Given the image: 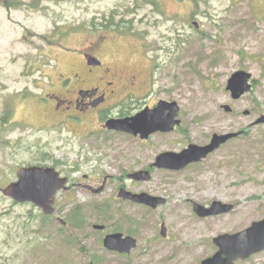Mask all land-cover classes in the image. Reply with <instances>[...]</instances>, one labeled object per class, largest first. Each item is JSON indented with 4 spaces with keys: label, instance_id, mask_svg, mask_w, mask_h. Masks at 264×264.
<instances>
[{
    "label": "rangeland",
    "instance_id": "1",
    "mask_svg": "<svg viewBox=\"0 0 264 264\" xmlns=\"http://www.w3.org/2000/svg\"><path fill=\"white\" fill-rule=\"evenodd\" d=\"M92 28L111 38L116 60L142 68L144 88L114 114L176 101L181 123L174 130L143 139L108 129L107 119L73 132L63 125L40 130L43 111L25 101V89L41 92L35 77L67 70ZM238 70L252 74V89L234 99L226 87ZM0 82V97L23 93L14 104L0 99V264H201L219 250L213 238L264 219V123H256L264 114V0H0ZM227 133L238 136L184 169L153 165L163 152ZM32 165L79 166L109 184L98 196L81 189L59 195L60 215L76 229L57 232L56 219L3 192ZM138 170L151 178H129ZM123 184L165 202L153 208L121 198ZM215 200L234 208L195 212L193 202L209 207ZM74 209L88 222L82 229L69 219ZM115 232L134 237L136 247H105ZM235 264H264V250Z\"/></svg>",
    "mask_w": 264,
    "mask_h": 264
},
{
    "label": "water",
    "instance_id": "2",
    "mask_svg": "<svg viewBox=\"0 0 264 264\" xmlns=\"http://www.w3.org/2000/svg\"><path fill=\"white\" fill-rule=\"evenodd\" d=\"M196 27L198 23H195ZM252 74L244 70L234 72L227 82V90L231 92L234 99H239L252 89ZM227 111H231L230 105H224ZM179 105L176 101L160 100L154 108L146 107L133 116L125 118H113L107 121L106 126L110 130L124 131L141 138H149L156 132H170L181 123L178 119ZM256 123H264V114ZM237 133L214 134L211 141L206 145L189 144L181 152L167 151L159 154L154 166L171 170L184 169L191 163L199 162L210 153L219 149L227 141L237 137ZM129 178L135 181H144L151 178L149 170H138L129 174ZM67 179L61 177L55 167L52 166H24L17 171V180L3 188L5 195L17 202H31L42 208L45 214H53L56 193L66 186ZM105 188L102 185L95 189L100 192ZM118 196L134 202L144 203L156 208L163 204L165 199L155 197L146 192L134 193L121 188ZM195 212L201 216H212L228 213L234 205L215 200L208 207L193 202ZM103 228V225H95ZM162 235H167V227L162 224ZM213 241L219 246V250L201 262V264H235V261L247 259L255 253L264 250V219L255 221L250 227L234 234H222ZM104 245L110 250L120 253H130L137 245L132 236H124L121 232L110 233L104 238ZM94 264V263H92Z\"/></svg>",
    "mask_w": 264,
    "mask_h": 264
},
{
    "label": "flooded vegetation",
    "instance_id": "3",
    "mask_svg": "<svg viewBox=\"0 0 264 264\" xmlns=\"http://www.w3.org/2000/svg\"><path fill=\"white\" fill-rule=\"evenodd\" d=\"M89 35L85 41V46L76 49L69 56L68 69L60 70L57 78H55V72L53 75L45 72L42 76H37L32 80L35 89H41V92L25 89L27 91L25 95L29 93L27 96L24 95L25 101L36 103L43 111L44 119L39 124L41 131L63 125L73 132L77 129L76 127H84L85 125L89 129L96 121L102 123L103 120L107 119L106 125L109 119L128 115L123 112L121 115L114 114V111L118 106H124L129 97L138 96L144 88L142 68L116 60V55L110 50L113 43L110 37L101 36L98 30L93 28ZM58 68H60L59 65ZM10 95H3L0 99H9V103L14 104L23 97V93L20 94V99H18L17 93ZM156 105L153 103L151 106ZM37 106L28 107L33 109ZM53 117L56 118L50 122ZM56 170L61 177L67 179V183L64 188L56 193L53 204L55 211L49 215V218L56 219L58 222L57 232H64L76 228L70 226L69 222L60 215L64 212L62 207L58 205L59 195L74 189H81L98 196L107 188L109 179L105 178L100 185L97 177L91 178L90 174L84 172L83 168L79 166H67L61 169L56 168ZM77 174L79 176L75 177ZM102 185H105L102 192H94ZM122 186L120 189L124 188L125 185ZM41 210L43 211V209ZM69 219L79 229L88 224L79 210L74 209ZM96 230L105 231L106 228Z\"/></svg>",
    "mask_w": 264,
    "mask_h": 264
}]
</instances>
